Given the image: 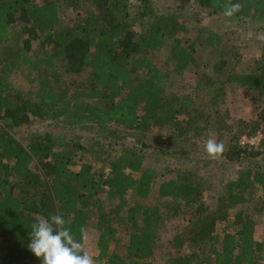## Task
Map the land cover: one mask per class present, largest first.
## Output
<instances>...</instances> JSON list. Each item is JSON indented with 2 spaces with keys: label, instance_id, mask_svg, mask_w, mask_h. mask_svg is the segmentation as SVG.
I'll list each match as a JSON object with an SVG mask.
<instances>
[{
  "label": "trees",
  "instance_id": "obj_1",
  "mask_svg": "<svg viewBox=\"0 0 264 264\" xmlns=\"http://www.w3.org/2000/svg\"><path fill=\"white\" fill-rule=\"evenodd\" d=\"M85 2L93 9L62 26L61 6L77 10ZM228 2L193 0L222 16ZM231 3L242 7L224 16L228 22L264 23V0ZM184 29L176 14L158 13L151 0H0V264H41L28 248L29 232L37 218L53 214L65 218L77 240L80 228L87 231L93 219L95 260L102 264H150L163 222L182 214L187 226L169 241L174 255L163 264H264V236L255 239L251 216L241 209L256 189L264 196V141L256 147L239 145L242 137L264 131V109L257 119L231 126L223 110L226 87L264 98V58L253 68H240L243 55L229 52L212 66V76L199 74L188 94L173 90L202 52L215 53L223 45L217 31L205 28L196 31L201 46L182 44L175 36ZM33 41L39 46L34 48ZM166 42L170 69L164 73L152 55ZM22 69L36 85L32 92L10 82ZM63 73L83 82L62 88ZM201 101L225 146L224 164L240 167L233 178L217 177L211 202L205 199L210 183L202 174L208 165L196 158L188 169H167L174 178L164 180L165 171L146 165L142 150L121 145L116 154L105 156L94 141L89 143L92 155L105 165L96 170L86 158L75 171L73 156L82 148L49 133L32 135L27 145L12 136L37 120L93 137H121L117 128L122 127L148 139L155 128L170 129L169 145L191 144L209 156L190 139L206 131L200 125L211 118L198 111ZM177 153L188 154L182 144L170 152ZM250 160L258 162L246 166ZM154 193L177 205H145ZM121 230L127 240L124 253L117 255L110 246Z\"/></svg>",
  "mask_w": 264,
  "mask_h": 264
},
{
  "label": "rangeland",
  "instance_id": "obj_2",
  "mask_svg": "<svg viewBox=\"0 0 264 264\" xmlns=\"http://www.w3.org/2000/svg\"><path fill=\"white\" fill-rule=\"evenodd\" d=\"M151 1L154 10L158 13L165 12L176 14L178 21H181L183 28H185L183 31H178L175 36V38L182 44L189 45L190 43H194L198 45V47L201 46L200 43L203 38L196 39V31L201 28L210 31H217L222 38L223 45L221 48L215 53L202 52V56L190 66L189 71H187L184 77L178 81V84L173 87V90H182L185 94H188L199 74L205 73L212 76V66H214L217 61L221 60L223 55L228 57L227 54L229 52L234 51L243 55L244 60L242 61L240 68H253L256 61H262V58H264V23H251L247 20H240L233 23L228 22L224 16L209 13L206 9L196 6L193 3V0ZM89 9H93L89 2H85L84 5L77 10L67 9L65 5H62L60 13L62 17V26H67L70 19ZM38 43L39 41H33L32 46L35 48L36 46H39ZM166 46L167 47L164 49L156 51L152 55L154 63L157 64L156 66L164 73L170 69L169 57L171 46L168 42H166ZM238 69L239 67H236V70ZM33 75L34 72H32L31 76ZM29 77L30 75L27 70L22 69L12 74L10 82L17 90L24 93L28 91L32 92L34 90L33 87L36 85L35 83L28 81ZM71 82H74V85L81 84L83 78L63 73L60 87L65 88L66 85ZM197 109L203 114V116H206L207 114L210 115L205 108L203 101L197 104ZM263 109L264 98H260L254 93L246 92L239 87H226L223 110L227 113L226 119L229 126L236 125L240 120L251 121L257 119ZM214 121V116L208 118L205 123L200 125L201 127H206L207 130H202L200 132L197 131L196 133L198 135H194V133L191 134V132V135L189 134L192 136L190 139L199 144L198 146H203L204 141L209 135L215 134V138L220 142L221 140L218 139L219 131L215 130L213 125ZM117 130L121 132V137L112 138L107 134L93 137L81 129L69 130L68 128L65 129L62 124L37 120L33 122L32 125H25L15 129L12 132V136L20 143L27 145L30 142L32 135H44L49 133L52 134L55 139H64L67 143H70L72 148L74 145L76 146V149L82 148L83 151H77V155L73 156L72 169L75 171L78 170L79 164L87 160L86 158L92 159L91 164L96 170H99L105 165L100 160L95 159L96 156L92 155L93 152L91 151L92 149L90 148L89 143L94 141L98 142V147L103 150L105 156L116 154L120 150L121 145L129 146V148L133 147L138 151L142 150L146 154V165L165 171L164 180L174 178V173L167 172L168 170L188 169L192 166V160L196 158L203 164L208 165V169H204L202 174H204V178L210 183L209 191L205 192V199L209 202L213 201L215 196L214 191L217 189L219 183L217 177L224 174L226 175V179H230L235 176L238 170H240V167L237 164H224L221 157L213 159L210 156H202L199 153V150L191 146V144L188 145L187 143L179 142L177 144L169 145L166 140H168L173 133V130L170 129L155 128L147 135L148 139H145L146 137L142 135L138 136L137 134L129 132V130H125L122 127H118ZM263 141L264 131H260L251 137H242L239 145L244 147H256ZM144 142L148 147H143ZM180 144H182L188 154H170V152ZM114 150L115 152L113 153L112 151ZM177 158L181 159V161H178ZM257 162L258 160H250L246 163V166H255ZM254 193V198L251 202L245 204L241 209L251 216L250 218L254 224V237L257 240H261L264 236V211L260 213L258 212V209H264V196L258 189H256ZM130 201L135 202V197H131ZM176 203L177 202L172 199L159 198L155 193L152 194L149 199L144 201L145 205L152 206L158 204L162 206H173ZM186 218L187 217L184 214L176 215L163 222L154 249V255L148 260L150 264H163L168 255L173 254L169 248V241L175 234L181 232L187 226ZM85 235L86 240L83 241L85 244V251L89 252V254L96 259L98 255V232L93 225V219L92 223L89 224ZM125 236L126 235L121 230L118 239L111 243V252L117 255L124 253L123 245L127 240Z\"/></svg>",
  "mask_w": 264,
  "mask_h": 264
},
{
  "label": "clouds",
  "instance_id": "obj_3",
  "mask_svg": "<svg viewBox=\"0 0 264 264\" xmlns=\"http://www.w3.org/2000/svg\"><path fill=\"white\" fill-rule=\"evenodd\" d=\"M241 4L224 5L223 15L232 17L241 10ZM204 151L213 159L219 158L225 149L223 142H218L215 134H210L204 141ZM66 220L60 214L49 218H37L29 232V250L41 260V264H102L85 251L86 229L81 227V239L77 240Z\"/></svg>",
  "mask_w": 264,
  "mask_h": 264
}]
</instances>
